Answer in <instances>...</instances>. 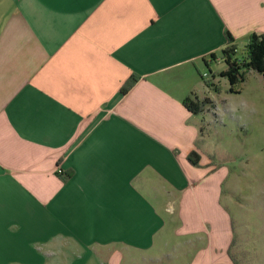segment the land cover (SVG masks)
Segmentation results:
<instances>
[{
  "label": "crops",
  "instance_id": "1",
  "mask_svg": "<svg viewBox=\"0 0 264 264\" xmlns=\"http://www.w3.org/2000/svg\"><path fill=\"white\" fill-rule=\"evenodd\" d=\"M226 32L241 52L264 0H0V264H233L232 171L209 104L184 105L240 95L264 192L256 72L239 93L201 76Z\"/></svg>",
  "mask_w": 264,
  "mask_h": 264
},
{
  "label": "rangeland",
  "instance_id": "2",
  "mask_svg": "<svg viewBox=\"0 0 264 264\" xmlns=\"http://www.w3.org/2000/svg\"><path fill=\"white\" fill-rule=\"evenodd\" d=\"M224 66V63H215L211 66V75H215V82L222 87L230 86L227 79L218 75L219 70ZM255 74L251 77L248 87L256 83L257 77L258 85L261 84L264 88L262 75H257V72ZM262 96L263 119L261 123L251 126L250 138L254 134L260 133L264 137V89ZM206 102L205 106L209 104L208 111H210L211 119V157H215L216 164L224 163L232 171L227 185H232L231 188L234 192L232 197L230 195L223 197L227 212L233 219L235 231L232 259L236 261V264H264V192L259 190L254 176L256 163L249 160L245 152L246 142L243 140L244 131L241 124L245 122L246 118L244 110H240L241 97L239 94H232L228 112L219 118L213 113L211 114V109L214 108L211 105V100L208 99ZM248 115L250 116V110H248ZM239 117L243 121H240ZM248 144L251 145L252 142H248ZM248 171L249 175L246 181L245 172ZM228 199L236 202L229 203Z\"/></svg>",
  "mask_w": 264,
  "mask_h": 264
},
{
  "label": "trees",
  "instance_id": "3",
  "mask_svg": "<svg viewBox=\"0 0 264 264\" xmlns=\"http://www.w3.org/2000/svg\"><path fill=\"white\" fill-rule=\"evenodd\" d=\"M226 39L228 44L219 52V54L211 53L210 61L217 63L219 59L222 60V63L225 64L226 68L219 71L218 75L228 80L230 85L228 92L239 93L241 84L246 80L249 72L254 71L264 77V32L251 33L241 52L234 43V37L230 32H226ZM206 63L207 66L210 67L209 62L207 61ZM210 73L212 74L211 68ZM212 78H215L214 74L213 76L211 75V79H205L206 85L210 88L215 85L211 81ZM137 80L138 76L133 75L126 82L122 90L124 92L128 91ZM207 100L208 99L199 100L198 97L189 95L185 98L184 105L194 114H199L203 111ZM188 159L193 165H197L199 164L200 156L197 152L193 151L189 154ZM232 260L233 263L236 264V261H234V259Z\"/></svg>",
  "mask_w": 264,
  "mask_h": 264
},
{
  "label": "built area",
  "instance_id": "4",
  "mask_svg": "<svg viewBox=\"0 0 264 264\" xmlns=\"http://www.w3.org/2000/svg\"><path fill=\"white\" fill-rule=\"evenodd\" d=\"M202 77L205 78V79H207V80L211 79V73H210V71L203 72L202 73ZM58 172L59 173H62V169L60 167L58 168Z\"/></svg>",
  "mask_w": 264,
  "mask_h": 264
}]
</instances>
